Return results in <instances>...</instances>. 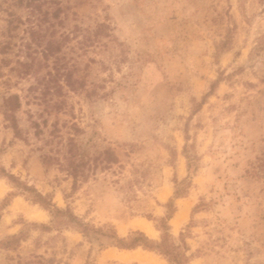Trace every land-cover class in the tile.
Instances as JSON below:
<instances>
[{
  "label": "rangeland",
  "instance_id": "rangeland-1",
  "mask_svg": "<svg viewBox=\"0 0 264 264\" xmlns=\"http://www.w3.org/2000/svg\"><path fill=\"white\" fill-rule=\"evenodd\" d=\"M166 204L183 264H264V0H0V264H177L111 238Z\"/></svg>",
  "mask_w": 264,
  "mask_h": 264
},
{
  "label": "trees",
  "instance_id": "trees-1",
  "mask_svg": "<svg viewBox=\"0 0 264 264\" xmlns=\"http://www.w3.org/2000/svg\"><path fill=\"white\" fill-rule=\"evenodd\" d=\"M17 98L16 96H14ZM18 107L17 102L15 103V106L10 107L7 111L4 113L5 119L9 120L10 126L14 131V134L16 136H19V130L18 125L16 123L15 117L13 115L14 108ZM68 166L70 170L68 171V174L73 179V185H76L79 178H84V173L78 169V167L82 166V161H79L76 159V153L74 151L73 146L68 149ZM8 178H14L12 175H7ZM26 188H29L25 185ZM32 189V188H30ZM34 191V195L32 197L33 202H36L40 204L41 206L50 209V207H53V205L50 203L46 197L42 196L40 193H38L36 190L32 189ZM183 194L182 190L176 187V190L174 192L175 197H179ZM166 207L168 208V212L164 217H162L159 221L160 224H158V228L162 231L160 241H153L149 238H147L143 233L141 232H135L134 237L129 238H120L114 235V243L120 247V248H134L138 245L150 249V250H156L159 251L167 256H170L174 261H176L177 264H183L180 258H178L179 254L182 255L184 259L186 257L184 254H181L178 252V247L174 245V243L171 242V235L169 233V227L167 224L168 219L171 217L174 207L171 204H166ZM170 207V208H169ZM55 212L59 213L60 210L56 207H54ZM78 226L82 227V231H87V227L80 223V221L77 222ZM98 231V230H97ZM110 237V236H109Z\"/></svg>",
  "mask_w": 264,
  "mask_h": 264
},
{
  "label": "bare ground",
  "instance_id": "bare-ground-1",
  "mask_svg": "<svg viewBox=\"0 0 264 264\" xmlns=\"http://www.w3.org/2000/svg\"><path fill=\"white\" fill-rule=\"evenodd\" d=\"M183 211V210H182ZM40 212V211H38ZM38 212H30L29 215L30 216H34V217H39L40 216V213ZM183 215V213L181 212L180 214H178L177 218H181ZM180 220V219H179ZM174 225L177 226L178 224V220L175 219L174 220ZM133 226L135 228H138L144 232H151L153 231V227L150 225V223L144 219H137L133 222ZM108 255L110 257H117L119 259H122V260H125V261H129V260H135V261H138V262H152L154 264H160L157 262V259L155 257H153V255L149 252H146V251H140V250H134V251H131V250H127L123 253H119V254H115V252H111L110 254L108 253Z\"/></svg>",
  "mask_w": 264,
  "mask_h": 264
}]
</instances>
